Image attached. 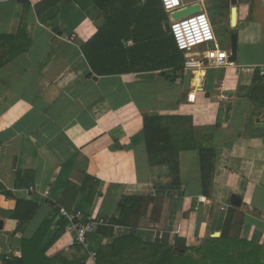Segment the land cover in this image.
Instances as JSON below:
<instances>
[{
	"label": "crops",
	"instance_id": "crops-1",
	"mask_svg": "<svg viewBox=\"0 0 264 264\" xmlns=\"http://www.w3.org/2000/svg\"><path fill=\"white\" fill-rule=\"evenodd\" d=\"M153 1L0 0V264L44 223L34 264H151L157 242L161 254L219 237L228 209L242 215L231 236L264 247V91L249 98L264 74V0H236L235 28L230 0H205L222 49L230 39L222 47L217 22L236 33V59L180 72L170 14ZM144 115L164 141L146 144ZM203 147L214 149L211 169ZM127 198L145 202L125 205L122 225ZM59 208L119 229L99 228L91 257L57 230Z\"/></svg>",
	"mask_w": 264,
	"mask_h": 264
},
{
	"label": "trees",
	"instance_id": "trees-1",
	"mask_svg": "<svg viewBox=\"0 0 264 264\" xmlns=\"http://www.w3.org/2000/svg\"><path fill=\"white\" fill-rule=\"evenodd\" d=\"M105 0H95L96 5L99 8H105L106 4L104 2ZM158 2L161 5L160 0ZM162 6V5H161ZM144 7L146 9H154L156 7V2L153 0H147L145 3ZM163 10V8H162ZM164 11V10H163ZM171 42L173 49L175 53L177 54V57L179 58V63L177 70L180 72L183 70V53L177 49V47L174 44L173 38L170 35ZM85 49V47H84ZM253 84L251 89V93L249 95V98H253L256 94L254 93H261L264 91V74L259 75L256 74L253 77ZM258 96V95H256ZM255 96V97H256ZM147 115H144V133L146 136V144L148 146L150 145L151 138L153 139L154 136L156 139L163 140L165 139V135H168L165 131L164 127H159V132L154 131V129L150 128L149 126L151 125V120H157L154 117L147 118ZM164 131V132H162ZM186 149H196V145L193 143L192 145H187V144H181L177 147L176 152L178 150H186ZM200 160H201V166L202 168L205 167V162L206 161H211L210 162V169L212 167V160L214 158V149L213 148H208V147H203L200 148ZM177 162H173V167L177 171ZM207 181L209 182V179L203 178L201 180L202 186L205 190V187L207 186ZM205 193V191H203ZM8 195V194H6ZM145 202V198H127L124 202L120 204V216L119 219L116 221L122 225H125L129 221L127 220L129 216V210L128 208L125 207L127 204H131V206L138 202L143 203ZM127 208V209H126ZM129 212V213H127ZM136 219H134L131 224H133V227L137 226V219H138V214L137 211L135 210L132 212ZM241 214L236 212L233 209H228L226 219L224 222V226L221 230L220 236L219 237H214V238H208L201 246H190V247H185L184 244H182L181 247L184 249L183 251H173V248H169L167 250H162V253L159 254L158 252L163 249L162 243L157 242L155 244V248L152 249V254L155 256V260L151 264H264V247L260 246L255 243H251L245 240L238 239L237 236H231V232L229 230L231 226V222L233 218L238 217L241 218ZM65 221H59L58 223V228L57 230L60 231L62 228L64 229V224ZM48 226V223H44L40 226L38 229L36 235L34 238L30 241L27 242H22L21 244V256L18 259H15L11 262V264H34L36 260H38V248H39V243L41 241V237L45 233V228ZM131 240H133V237ZM124 239H115L113 244H112V250H116L118 246H121L123 244ZM34 247V248H33ZM36 247V248H35ZM161 248V249H160ZM160 249V250H159ZM35 251V252H34ZM34 252V253H33ZM36 257L34 258L33 257Z\"/></svg>",
	"mask_w": 264,
	"mask_h": 264
},
{
	"label": "built area",
	"instance_id": "built-area-1",
	"mask_svg": "<svg viewBox=\"0 0 264 264\" xmlns=\"http://www.w3.org/2000/svg\"><path fill=\"white\" fill-rule=\"evenodd\" d=\"M160 2L167 14L184 6L183 0H160ZM196 2L203 5L205 0H196ZM168 23V32L177 49L183 54H191L183 61L184 69L199 68L205 64V61L215 66L232 64L229 60V52L222 49L216 40L211 21L204 10L188 17L170 19ZM200 46H205L204 50L196 52L195 50ZM55 220L65 221L64 232L70 237L68 246L79 245L86 249L91 257L95 256L91 248V236L101 227L119 229L110 217L94 216L78 208H59Z\"/></svg>",
	"mask_w": 264,
	"mask_h": 264
},
{
	"label": "water",
	"instance_id": "water-1",
	"mask_svg": "<svg viewBox=\"0 0 264 264\" xmlns=\"http://www.w3.org/2000/svg\"><path fill=\"white\" fill-rule=\"evenodd\" d=\"M231 8H230V24L232 28L236 26V19H237V8H236V0H230ZM203 10L202 5L200 2H194L193 4L183 6L181 9L176 10L170 13V19L176 20L184 17H188L199 13ZM169 23L166 24V30H169ZM236 59V33L233 32L230 35V48H229V60L234 62ZM1 224V222H0ZM219 233H214L213 236H218ZM177 248L175 247L174 250Z\"/></svg>",
	"mask_w": 264,
	"mask_h": 264
},
{
	"label": "rangeland",
	"instance_id": "rangeland-1",
	"mask_svg": "<svg viewBox=\"0 0 264 264\" xmlns=\"http://www.w3.org/2000/svg\"><path fill=\"white\" fill-rule=\"evenodd\" d=\"M217 28H218V35L217 38L218 40L225 44L227 42V39H230V35H229V31H227L226 27L223 26L222 21L217 22ZM222 47H227L226 44ZM191 54H183V58L186 59L187 57H189Z\"/></svg>",
	"mask_w": 264,
	"mask_h": 264
}]
</instances>
